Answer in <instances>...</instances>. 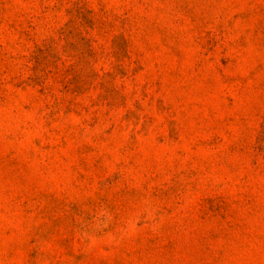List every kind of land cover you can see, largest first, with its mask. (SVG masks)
I'll return each mask as SVG.
<instances>
[{
    "label": "rangeland",
    "instance_id": "374dc122",
    "mask_svg": "<svg viewBox=\"0 0 264 264\" xmlns=\"http://www.w3.org/2000/svg\"><path fill=\"white\" fill-rule=\"evenodd\" d=\"M0 264H264V0H0Z\"/></svg>",
    "mask_w": 264,
    "mask_h": 264
}]
</instances>
